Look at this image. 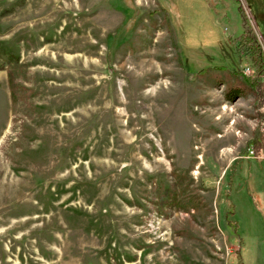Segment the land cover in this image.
Here are the masks:
<instances>
[{"label": "rangeland", "instance_id": "1", "mask_svg": "<svg viewBox=\"0 0 264 264\" xmlns=\"http://www.w3.org/2000/svg\"><path fill=\"white\" fill-rule=\"evenodd\" d=\"M240 4L264 50V0H0V264H264L256 99L188 79Z\"/></svg>", "mask_w": 264, "mask_h": 264}, {"label": "trees", "instance_id": "2", "mask_svg": "<svg viewBox=\"0 0 264 264\" xmlns=\"http://www.w3.org/2000/svg\"><path fill=\"white\" fill-rule=\"evenodd\" d=\"M238 3H240L238 1ZM241 23H242V32L239 36L229 37V41L235 47L238 58L245 62L241 68L234 67L233 69L230 67L231 65L226 62L214 61L212 58L207 60L206 63H197L194 68L195 72H190L188 79L194 80L198 77L204 76L211 71L221 72L225 75H228L230 78H236L235 80L240 81L239 84L233 85L228 88L225 93L226 99L229 101L234 100L237 97L243 96L244 94L251 93L256 99V107H257V118H258V127L256 131V138L251 143L253 152L256 156L252 159L256 161H264V50H263V42L259 39L256 34L253 26L249 22L247 15L244 12L243 6L240 4L239 6ZM186 34V31H185ZM188 35V34H187ZM214 38V37H212ZM217 41V40H216ZM201 46V45H200ZM184 51V50H183ZM186 57L190 58L193 62L194 58L192 53L187 50L185 51ZM229 64V65H227ZM250 68L252 69V73L250 75L244 74V69ZM243 159V158H242ZM248 160L250 158H244ZM237 160H234L231 165V168L228 172L226 180L227 190H222V200L223 202H227V196L229 194V188L232 187V182L235 179V165ZM234 169V170H233Z\"/></svg>", "mask_w": 264, "mask_h": 264}, {"label": "built area", "instance_id": "3", "mask_svg": "<svg viewBox=\"0 0 264 264\" xmlns=\"http://www.w3.org/2000/svg\"><path fill=\"white\" fill-rule=\"evenodd\" d=\"M245 73H246V74H249V73H250L249 69H246V70H245ZM250 155H254L252 151H250Z\"/></svg>", "mask_w": 264, "mask_h": 264}]
</instances>
